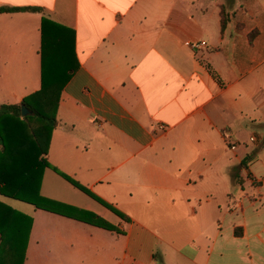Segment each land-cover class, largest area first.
<instances>
[{"label": "crops", "instance_id": "obj_1", "mask_svg": "<svg viewBox=\"0 0 264 264\" xmlns=\"http://www.w3.org/2000/svg\"><path fill=\"white\" fill-rule=\"evenodd\" d=\"M14 7L38 11L0 13V106L41 89L43 18L76 33L41 192L123 232L33 206L24 264H264V0Z\"/></svg>", "mask_w": 264, "mask_h": 264}, {"label": "trees", "instance_id": "obj_2", "mask_svg": "<svg viewBox=\"0 0 264 264\" xmlns=\"http://www.w3.org/2000/svg\"><path fill=\"white\" fill-rule=\"evenodd\" d=\"M38 11L35 8H0V13ZM223 29L227 16L223 10ZM41 44V89L27 96L20 105L0 106V195L111 232L122 230L102 216L43 196L44 173L51 168L48 155L51 136L58 126L57 113L62 92L79 69L76 33L48 18H43ZM22 104L31 115L22 117ZM54 170L75 188L103 204L121 219H130L95 196L77 180ZM33 217L0 200V264H24L33 226Z\"/></svg>", "mask_w": 264, "mask_h": 264}, {"label": "rangeland", "instance_id": "obj_3", "mask_svg": "<svg viewBox=\"0 0 264 264\" xmlns=\"http://www.w3.org/2000/svg\"><path fill=\"white\" fill-rule=\"evenodd\" d=\"M85 198H87V197H85ZM88 200H90V199H88ZM3 201L5 203H7L8 205H10L11 207H13L14 209H16V210H18V211H20L22 213H25L27 215H31L35 211V208L32 205L28 204V203H24V202H21V201H18V200H14V199H10V198H6V197L3 198ZM109 221L111 223H116L117 222V217H115L114 214H111Z\"/></svg>", "mask_w": 264, "mask_h": 264}, {"label": "built area", "instance_id": "obj_4", "mask_svg": "<svg viewBox=\"0 0 264 264\" xmlns=\"http://www.w3.org/2000/svg\"><path fill=\"white\" fill-rule=\"evenodd\" d=\"M204 46H206V42H204V41L199 42L198 44H195L196 48H200V47H204ZM251 141L252 142H256L257 141V137H255V136L251 137ZM233 149H235V147H233Z\"/></svg>", "mask_w": 264, "mask_h": 264}, {"label": "water", "instance_id": "obj_5", "mask_svg": "<svg viewBox=\"0 0 264 264\" xmlns=\"http://www.w3.org/2000/svg\"><path fill=\"white\" fill-rule=\"evenodd\" d=\"M22 117H26L28 115H31V112L29 111V109L27 108V106L25 104H22Z\"/></svg>", "mask_w": 264, "mask_h": 264}]
</instances>
